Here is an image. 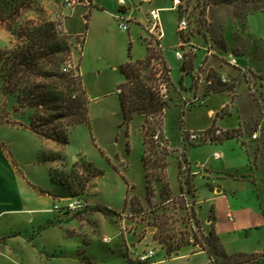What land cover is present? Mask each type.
Masks as SVG:
<instances>
[{
    "label": "rangeland",
    "instance_id": "1",
    "mask_svg": "<svg viewBox=\"0 0 264 264\" xmlns=\"http://www.w3.org/2000/svg\"><path fill=\"white\" fill-rule=\"evenodd\" d=\"M32 1L31 8L21 11L11 32L0 26V48L12 47L21 25L31 20L54 22L57 32L70 38L72 59L87 90L90 116L88 125L71 130L67 145L45 139L28 128V114L15 112L16 98L2 93L0 76V141L17 159L20 174L28 178L30 188L40 189L43 195L50 194L53 206L73 199L91 203L84 211L66 214L63 220H49L48 226L57 227L48 230L44 240L40 237L38 241L56 244L61 233L69 235L67 256L56 262L61 264H141L139 256L149 250L157 252L150 264H209L208 253H197L203 248L195 244V234L202 232L208 236L212 230L205 228L197 211L205 224L212 213L208 203L202 209L197 207L194 178L207 176L199 164L214 158L217 147L209 142L183 147L180 136L182 131L201 134L206 131L214 135L222 130L223 136L214 139L219 142L229 137L239 139L250 167L245 177L264 196V75L247 69L209 70L205 63L210 59L218 62L217 57L233 66L229 63L231 56H220L210 47L201 50V55H205L197 66V51L201 48L196 44L204 45V40L194 38L196 44L188 42L202 33L207 23L206 12L197 0H180L179 9L174 11L168 9L174 0H152L144 6H140V0H126L134 2L135 16L148 20V27L151 23L147 13L152 8L161 10L164 41L149 29L143 37L156 51L165 52L174 81L172 85L167 83L168 105L162 116V133L158 129L156 132L162 141H168L167 136L173 148L168 147L170 155L164 160L167 168L160 170L158 179H153L152 191L148 193L142 164L144 117L136 116L126 129L118 91L124 83L120 66L127 62L131 41L133 59L146 58L138 28L129 23V31L120 29L121 15H112L119 10V0H96L107 2L109 12L95 7L94 0L89 5L84 0H75V7L70 9L65 0ZM80 11L86 13V24L78 14ZM180 19L189 22L188 31H179ZM70 32L79 36L74 37ZM178 52L182 53V59L176 57ZM186 83L193 90L192 96L183 93L187 90ZM211 97L214 99L208 100ZM196 99H204L205 104L200 105ZM151 127H154L152 121ZM154 141L160 139L154 137ZM150 157L155 159L156 155ZM202 182V178L198 180L199 185ZM48 187L60 192L50 193ZM219 210L216 220L228 229L225 200L219 202ZM222 230L220 238L226 253L237 264H264L263 229L249 231L252 234L249 237L242 231L231 235ZM107 237L112 238L110 243L104 241ZM253 250H258V254H252ZM56 256L49 253L43 257L42 264H52Z\"/></svg>",
    "mask_w": 264,
    "mask_h": 264
},
{
    "label": "crops",
    "instance_id": "2",
    "mask_svg": "<svg viewBox=\"0 0 264 264\" xmlns=\"http://www.w3.org/2000/svg\"><path fill=\"white\" fill-rule=\"evenodd\" d=\"M151 2L152 0H140L139 4L144 6L151 4ZM106 4L107 2L100 3L94 0L95 7H100L104 9V12H109ZM118 4V12H114L112 15H121L130 24L136 25L138 28L137 35L145 47L147 56L148 50L143 33L148 29L150 30V27L146 24L148 20L146 22L145 19L135 16L137 8L134 2L128 3L126 0H119ZM171 8L170 6L168 9ZM149 13H147V16L150 19ZM78 14L84 18L86 24L84 17L86 13L80 11ZM206 20L207 23L202 33L193 36L191 41L188 42V44H196L194 38L204 40V45L196 44L201 48L197 51V66L202 62L205 55H201V50L210 47L214 53L220 56L226 55L234 58L237 66H228L224 64L225 60L217 57L218 62L210 59L205 63L209 70L236 72L240 69H247L255 74L264 75V0H250L243 3L232 0L229 2L218 0L206 12ZM68 31L70 30L68 29ZM71 35L74 37L79 36V34L73 33ZM164 38L165 36H163L162 41H164ZM130 43L133 44L134 42L131 41ZM185 87L187 90L183 91L184 95L192 96L191 92L193 90L188 88L187 83ZM186 92L190 93L186 94ZM212 99L214 98L211 97L208 100ZM191 112L190 110L188 113ZM164 134L166 136L165 129ZM166 140H168V147L173 148L167 136ZM238 140L229 137L217 143H209L217 147L213 156L215 153H219L223 158L216 159L214 156L212 159H206L199 165L207 173V176H196L194 178L198 200L197 207L202 209L203 204L208 203L210 204L211 213L214 214L213 216L211 214L206 224L200 218L198 211L197 217L203 222L205 228L208 230L214 229L224 250L225 246L220 238L223 232L222 229H226V233L231 235L242 231L245 232L247 237L252 236L249 231L253 229L264 230V196L259 193L257 185L245 177L250 172V167ZM20 172L17 159L11 155V151H8L0 141V264H42L43 257L49 255V253L57 254L52 264H61L56 262H60L57 260H65L67 256L66 249L69 245L67 240L71 237L66 233H61L56 244L47 243L46 241L39 242V238L43 239L48 230L57 227L48 226L49 220H63L67 215L51 212L50 210L54 204L51 195L41 194L42 191L38 188H35L36 191L32 190L28 178ZM201 178L204 183L202 182L199 185L198 180ZM47 189L54 194L60 192L54 187H48ZM221 200H225L228 207L227 218L230 223L228 229L220 226L216 220V215L220 211L219 202ZM50 214H54V217H51ZM229 215L233 216V221L229 219ZM63 230L66 229L63 227ZM238 238L240 237L236 239ZM203 252L206 251L201 250L197 253ZM251 253L258 254V250H253ZM39 257L40 261L37 262Z\"/></svg>",
    "mask_w": 264,
    "mask_h": 264
},
{
    "label": "trees",
    "instance_id": "3",
    "mask_svg": "<svg viewBox=\"0 0 264 264\" xmlns=\"http://www.w3.org/2000/svg\"><path fill=\"white\" fill-rule=\"evenodd\" d=\"M32 3V0H0V26L11 32L21 11L31 8ZM69 39L65 33L57 32L54 22L31 20L21 25L12 47L0 48L2 93L16 98L15 112L28 114L33 133L61 145L69 143L72 129L90 123L89 98L72 59ZM145 41L148 54L142 60L133 59L132 43L129 44L128 61L120 66L124 83L118 91L123 126L128 129L136 116L144 117L142 162L150 193L153 179H158L167 168L164 160L170 155L168 142L162 141L156 132L158 129L162 133V116L168 105L161 87L172 85L173 81L163 52L156 51L148 39ZM156 135L160 141H154ZM153 155L155 159L150 157ZM195 242L208 253L212 264H237L219 245L214 229L208 236L202 232L195 234Z\"/></svg>",
    "mask_w": 264,
    "mask_h": 264
},
{
    "label": "built area",
    "instance_id": "4",
    "mask_svg": "<svg viewBox=\"0 0 264 264\" xmlns=\"http://www.w3.org/2000/svg\"><path fill=\"white\" fill-rule=\"evenodd\" d=\"M218 0H197V2L201 5V8L203 11L208 12L209 9L215 2ZM67 8H73L76 5L75 0H65ZM84 3L89 5L91 3V0H84ZM174 5L172 6V10H178L181 4L180 0H174L173 1ZM160 10L159 9H152L149 13L150 16V31L157 34L160 38L164 36V33L162 31V25H161V15H160ZM119 27L122 31H128L129 30V22L123 18L122 16L119 18ZM178 28L180 32H186L189 30V22L186 19H180L178 23ZM176 57L178 59H182L183 55L182 53L178 52L176 54ZM229 63H231L234 66L236 65V60L231 57L229 60ZM223 81H227L226 77H223ZM168 87L166 85H162L161 87V93L164 99L166 100V92H167ZM198 103L205 104L204 99H196ZM191 105V102L188 103V106ZM223 131L222 130H217L215 131L214 135L208 134L206 131L201 133H198L194 130L191 131H182L181 135V142L183 147L188 144H200L203 142H209L212 143L214 140L216 141L219 139L221 136H223ZM217 138V139H214ZM155 139L158 140L159 137L158 135L155 136ZM218 141V140H217ZM215 158L216 159H222V155L219 153H215ZM89 206H91V203L84 200V199H73L68 201L67 203H58L53 206V208L50 210L51 212H59L63 214H68V213H77L80 211H84L87 209ZM229 219L233 221V216L229 215ZM106 243H110L112 241L111 237H107L104 239ZM157 256V252L155 250H149L145 253H142L139 256V261L141 264H150V262ZM209 264H212L211 261H209Z\"/></svg>",
    "mask_w": 264,
    "mask_h": 264
},
{
    "label": "bare ground",
    "instance_id": "5",
    "mask_svg": "<svg viewBox=\"0 0 264 264\" xmlns=\"http://www.w3.org/2000/svg\"><path fill=\"white\" fill-rule=\"evenodd\" d=\"M161 11V10H160Z\"/></svg>",
    "mask_w": 264,
    "mask_h": 264
}]
</instances>
